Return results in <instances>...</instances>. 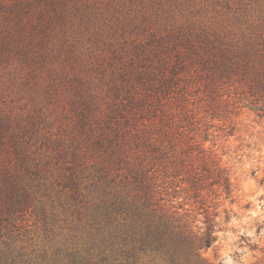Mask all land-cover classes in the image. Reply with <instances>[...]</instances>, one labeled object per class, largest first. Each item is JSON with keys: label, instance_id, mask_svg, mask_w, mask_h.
I'll list each match as a JSON object with an SVG mask.
<instances>
[{"label": "rangeland", "instance_id": "374dc122", "mask_svg": "<svg viewBox=\"0 0 264 264\" xmlns=\"http://www.w3.org/2000/svg\"><path fill=\"white\" fill-rule=\"evenodd\" d=\"M212 32L236 52L241 35L264 37V0H0L2 264H175L159 258L169 244L158 257L134 249L121 226L132 212L111 205L126 190L125 153L111 154L123 110L135 116L130 155L143 150L169 185L166 220L172 152L187 169L202 146L231 173L229 198L180 189L193 232L206 210L218 225L212 246H184L177 264H264V117L247 93L264 66L253 52L258 69L215 81L219 58L201 48Z\"/></svg>", "mask_w": 264, "mask_h": 264}, {"label": "trees", "instance_id": "16d2710c", "mask_svg": "<svg viewBox=\"0 0 264 264\" xmlns=\"http://www.w3.org/2000/svg\"><path fill=\"white\" fill-rule=\"evenodd\" d=\"M251 33H254L250 29ZM209 37L205 41V45L201 48L205 51H211L212 55L219 58V72L221 77H214L215 81L219 78H224L231 75L232 72H240L242 68H245L247 72H251L258 69L256 64L251 62L252 53L255 52L257 58H261L260 67L264 66V37L262 34L252 36V34H244L236 40H231L238 43L240 46L237 47L239 51H234L230 45L225 46V36L218 32L208 33ZM263 40V41H262ZM256 43V46L253 44ZM249 45V46H247ZM250 47V48H249ZM210 54V53H209ZM211 55V54H210ZM239 55L242 59L241 62L245 61L246 65H240L239 61L233 62L231 66H227L226 59H232V56ZM222 58V60H220ZM225 60V62H223ZM216 66V65H214ZM218 73V71H217ZM216 73V74H217ZM253 78V79H252ZM252 81L248 84V98L251 96L252 110L258 112L261 117H264V73H258L256 76L252 77ZM213 81V80H212ZM250 95V96H249ZM135 95H131L133 102L141 105L144 101L138 99ZM145 98V97H143ZM119 113H122L119 115ZM116 115H119L116 119V129L117 132H123V140H119L113 148L112 155L123 157L122 153H125L126 158V190L124 189L125 196H120L119 201H114L111 203L115 214L119 210L130 211L126 212L124 215L123 222L121 226L123 227V232L125 233V239L130 241V244L134 249L144 250L150 248L157 255L160 256L155 250H163L165 246L171 245L165 250V255L169 258L159 257L161 260H172L173 263L177 264L179 262L178 251L184 246H190L192 249L209 248L217 240L215 235L216 227L218 222L216 218L218 216L217 212H205V226L202 227V231L197 234L193 232L192 228V210L193 208H186V202L178 201L181 197L180 189H188L194 191V197L197 201L202 204L205 202V197L202 195V191L205 186L212 187L216 185L221 190V193L225 194L227 198L233 196V181L229 170L223 166L221 161L212 155L211 152H206L201 146L202 153V163L200 165H191L190 168L185 169L179 162L175 161L171 155V222L166 220L165 217L168 216L169 207L167 203L168 187H160L159 177L157 172L150 169L152 162L154 160H146L143 157V150L136 152L138 156L133 159L130 152L131 139L130 129L126 131L125 124L132 125L135 121V116H126V113L115 111ZM120 116L122 119L120 120ZM172 133V126H171ZM112 146V142H111ZM122 148V149H121ZM187 153L194 151L193 146L189 147ZM199 151V152H200ZM140 153V154H139ZM134 162H131V160ZM101 170L100 177L107 181L110 179V167L105 165ZM164 184L165 181H162ZM187 184V187H183ZM187 198H185L186 200ZM164 201V203H163ZM98 208V206H97ZM125 209V210H123ZM169 217V216H168ZM128 218L130 220H128ZM137 245L139 248H137ZM125 246V244H124ZM128 246V245H126ZM10 250V251H9ZM12 249H8V253H11ZM133 256L137 254L132 253ZM140 256V255H139ZM1 259V257H0ZM3 262H0L2 264Z\"/></svg>", "mask_w": 264, "mask_h": 264}]
</instances>
